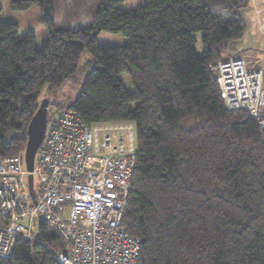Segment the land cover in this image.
<instances>
[{
  "label": "trees",
  "instance_id": "16d2710c",
  "mask_svg": "<svg viewBox=\"0 0 264 264\" xmlns=\"http://www.w3.org/2000/svg\"><path fill=\"white\" fill-rule=\"evenodd\" d=\"M123 1L101 0L92 22L72 29H57L52 0L10 1L17 11L38 5L48 33L37 46L34 31L20 36L0 20V156L25 152L43 91H57L87 50L97 67L58 112L73 108L88 125L135 124L122 225L141 239L138 264H264V141L248 111L226 107L211 68L245 38L252 1L147 0L129 11ZM103 31L123 45H101ZM37 232L0 264H61L67 243L46 222Z\"/></svg>",
  "mask_w": 264,
  "mask_h": 264
},
{
  "label": "built area",
  "instance_id": "2783aa9c",
  "mask_svg": "<svg viewBox=\"0 0 264 264\" xmlns=\"http://www.w3.org/2000/svg\"><path fill=\"white\" fill-rule=\"evenodd\" d=\"M211 68L226 107L248 111L264 141V65L249 67L243 56L229 55ZM136 150L133 122L88 125L64 108L48 121L36 153L35 199L25 152L0 156V256L9 257L19 237L37 240L42 221L67 243L56 254L61 264H138L141 239L122 225Z\"/></svg>",
  "mask_w": 264,
  "mask_h": 264
},
{
  "label": "rangeland",
  "instance_id": "374dc122",
  "mask_svg": "<svg viewBox=\"0 0 264 264\" xmlns=\"http://www.w3.org/2000/svg\"><path fill=\"white\" fill-rule=\"evenodd\" d=\"M11 0H0V20H7L16 23L19 26L20 36L28 31H34L37 37V46H40L48 33L46 23L41 20V12L38 5L32 6L28 10H12L10 8ZM55 10L54 20L57 29H72L75 27L90 24L96 16V12L101 0H52ZM147 0H125L120 4V8L129 11L138 5H142ZM255 14V13H254ZM253 19V13L249 14ZM253 23V20L251 21ZM250 25L251 23L247 21ZM101 45H123L124 37L121 34L100 32L98 36ZM240 56V55H236ZM253 62H259L264 65V55L256 54ZM95 59L85 50L81 56V61L77 72L69 77L63 85L55 92L49 93L43 91L42 99L48 97L50 105L48 107V121L56 118L58 115V106H67L75 102L81 93L84 84L92 71L96 68ZM121 81L126 89L134 93L131 79L125 72L120 75ZM35 188L38 189L40 179L38 175L34 178ZM38 224L34 233L37 235Z\"/></svg>",
  "mask_w": 264,
  "mask_h": 264
},
{
  "label": "crops",
  "instance_id": "0c3cea01",
  "mask_svg": "<svg viewBox=\"0 0 264 264\" xmlns=\"http://www.w3.org/2000/svg\"><path fill=\"white\" fill-rule=\"evenodd\" d=\"M252 5L250 8L242 11L246 22L248 23V29L246 36L243 40L232 42L229 47V55L243 56L249 67H257L256 62H253L256 58V54L264 55V0H251ZM250 13H253V19L250 17ZM255 13V14H254ZM253 20V23L251 22ZM47 36V35H46ZM46 38V37H45ZM198 44L197 51L202 53L201 35L197 36Z\"/></svg>",
  "mask_w": 264,
  "mask_h": 264
},
{
  "label": "water",
  "instance_id": "95a60500",
  "mask_svg": "<svg viewBox=\"0 0 264 264\" xmlns=\"http://www.w3.org/2000/svg\"><path fill=\"white\" fill-rule=\"evenodd\" d=\"M50 100L48 97L41 100L40 106L33 116L28 126V143L25 150V163L27 170L30 171L28 176V185L33 199L36 197L34 187V175L32 173L35 163V157L38 148L42 144L48 125V107Z\"/></svg>",
  "mask_w": 264,
  "mask_h": 264
},
{
  "label": "bare ground",
  "instance_id": "6f19581e",
  "mask_svg": "<svg viewBox=\"0 0 264 264\" xmlns=\"http://www.w3.org/2000/svg\"><path fill=\"white\" fill-rule=\"evenodd\" d=\"M12 254V253H11Z\"/></svg>",
  "mask_w": 264,
  "mask_h": 264
},
{
  "label": "clouds",
  "instance_id": "9594fccd",
  "mask_svg": "<svg viewBox=\"0 0 264 264\" xmlns=\"http://www.w3.org/2000/svg\"><path fill=\"white\" fill-rule=\"evenodd\" d=\"M136 127V126H135Z\"/></svg>",
  "mask_w": 264,
  "mask_h": 264
}]
</instances>
